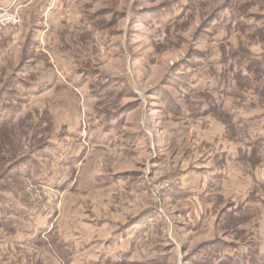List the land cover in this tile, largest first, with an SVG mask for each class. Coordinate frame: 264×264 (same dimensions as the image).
<instances>
[{
    "label": "rangeland",
    "instance_id": "374dc122",
    "mask_svg": "<svg viewBox=\"0 0 264 264\" xmlns=\"http://www.w3.org/2000/svg\"><path fill=\"white\" fill-rule=\"evenodd\" d=\"M0 264H264V0H0Z\"/></svg>",
    "mask_w": 264,
    "mask_h": 264
}]
</instances>
